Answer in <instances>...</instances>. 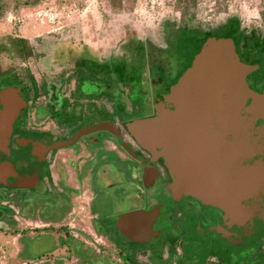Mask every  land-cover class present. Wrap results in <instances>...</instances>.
<instances>
[{
  "label": "flooded vegetation",
  "instance_id": "1",
  "mask_svg": "<svg viewBox=\"0 0 264 264\" xmlns=\"http://www.w3.org/2000/svg\"><path fill=\"white\" fill-rule=\"evenodd\" d=\"M170 28L163 42L135 41L141 59L130 71L128 59L110 61L91 43L59 49L69 73L41 82L24 39L0 42L4 264H264V229L238 246L223 242L224 212L174 194L165 160L127 129L156 116L208 40L227 39L231 88L264 147V42L256 40L264 32L241 26L239 42L220 38L219 27ZM181 44L193 48L185 64ZM34 242L50 245L32 254Z\"/></svg>",
  "mask_w": 264,
  "mask_h": 264
},
{
  "label": "water",
  "instance_id": "2",
  "mask_svg": "<svg viewBox=\"0 0 264 264\" xmlns=\"http://www.w3.org/2000/svg\"><path fill=\"white\" fill-rule=\"evenodd\" d=\"M232 50L230 40H208L157 104L156 116L127 129L165 160L174 194L224 212L222 241L238 246L264 229V147L252 114L231 88ZM6 170L0 162V182L8 177Z\"/></svg>",
  "mask_w": 264,
  "mask_h": 264
},
{
  "label": "rangeland",
  "instance_id": "3",
  "mask_svg": "<svg viewBox=\"0 0 264 264\" xmlns=\"http://www.w3.org/2000/svg\"><path fill=\"white\" fill-rule=\"evenodd\" d=\"M29 1L35 2L25 4ZM0 6V42H27V66L39 82L52 80L62 70L69 73V68L63 66L68 61L56 55L63 48L92 43L110 61L128 59L126 69L130 71L141 59L135 41L163 42L165 26L172 31L213 29L238 17L243 28L264 32V0H0ZM192 51L181 44L179 64H185ZM15 63L19 68L25 66L20 59ZM120 63L117 60L116 67ZM4 235L5 231L0 230V239ZM49 245L34 242L32 254ZM4 251L0 253V264H4Z\"/></svg>",
  "mask_w": 264,
  "mask_h": 264
},
{
  "label": "trees",
  "instance_id": "4",
  "mask_svg": "<svg viewBox=\"0 0 264 264\" xmlns=\"http://www.w3.org/2000/svg\"><path fill=\"white\" fill-rule=\"evenodd\" d=\"M34 2L35 1H29V2H26L25 4L30 5V4H33ZM1 9H2V6H0V10ZM0 16H1V13H0ZM192 17H193V14L188 15L187 19L192 18ZM244 31L245 30L241 29V21L238 17H232L228 19L225 24L219 27L220 38H233L239 42L245 41ZM205 35H206L204 39L205 41L207 38H210L212 36L211 32H207V31L205 32ZM256 40L264 42V38H261V35L260 36L258 35ZM20 41H23V40L20 39ZM29 55L30 54H28V56Z\"/></svg>",
  "mask_w": 264,
  "mask_h": 264
}]
</instances>
